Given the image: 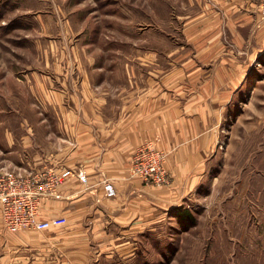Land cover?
I'll return each mask as SVG.
<instances>
[{
	"label": "crops",
	"instance_id": "crops-1",
	"mask_svg": "<svg viewBox=\"0 0 264 264\" xmlns=\"http://www.w3.org/2000/svg\"><path fill=\"white\" fill-rule=\"evenodd\" d=\"M206 5L208 26L189 41L185 66L166 70L159 53L129 51L109 55L108 67L80 59L29 79L35 100L0 137V169H82L87 182L72 176L61 199L44 201L38 219L58 225L12 231L0 211V264H153L150 246L164 248L167 219L206 176L220 109L240 90L245 67L264 58L261 0ZM146 146L166 153L168 185L131 176ZM104 180L115 197L105 196Z\"/></svg>",
	"mask_w": 264,
	"mask_h": 264
},
{
	"label": "rangeland",
	"instance_id": "rangeland-1",
	"mask_svg": "<svg viewBox=\"0 0 264 264\" xmlns=\"http://www.w3.org/2000/svg\"><path fill=\"white\" fill-rule=\"evenodd\" d=\"M206 11V0H0V137L15 116L29 114V79L68 61L108 67L115 53L133 51L159 53L166 70L187 65L189 41L208 26ZM243 72L214 124L206 176L180 206L195 222L185 229L167 219L159 237L167 251L150 246L153 264H264V58ZM165 163L166 156L170 179Z\"/></svg>",
	"mask_w": 264,
	"mask_h": 264
},
{
	"label": "built area",
	"instance_id": "built-area-1",
	"mask_svg": "<svg viewBox=\"0 0 264 264\" xmlns=\"http://www.w3.org/2000/svg\"><path fill=\"white\" fill-rule=\"evenodd\" d=\"M262 15L264 16V1ZM165 156L164 152L151 146L140 148L133 157L131 176L142 179L148 185H168L170 179L163 167ZM72 176L87 182V176L82 169H49L28 175L0 172V207L6 227L12 231L43 230L62 223L63 220L41 222L38 220L39 212L47 199H61L60 188ZM103 186L107 198L117 195L110 180H105Z\"/></svg>",
	"mask_w": 264,
	"mask_h": 264
},
{
	"label": "trees",
	"instance_id": "trees-1",
	"mask_svg": "<svg viewBox=\"0 0 264 264\" xmlns=\"http://www.w3.org/2000/svg\"><path fill=\"white\" fill-rule=\"evenodd\" d=\"M173 214L175 219H177L179 223H181V226L185 229L188 228L190 225H193L195 222L193 215L188 209L179 207L173 211ZM166 251L167 247L159 250V252H161L162 254H164Z\"/></svg>",
	"mask_w": 264,
	"mask_h": 264
}]
</instances>
